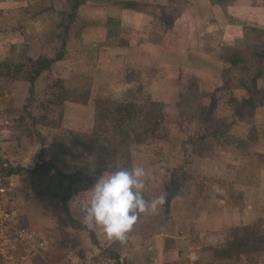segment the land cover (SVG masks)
I'll return each mask as SVG.
<instances>
[{"label":"crops","instance_id":"1","mask_svg":"<svg viewBox=\"0 0 264 264\" xmlns=\"http://www.w3.org/2000/svg\"><path fill=\"white\" fill-rule=\"evenodd\" d=\"M172 7L179 10L169 29L166 22ZM164 10L166 14L162 15ZM71 13L73 18L69 19ZM247 28L264 31V0H232L223 5L210 0H0V63L10 66L23 64L26 59H53L63 45V59L35 80L34 94L42 103L53 80L62 82L65 88L81 89L86 84L91 100L76 103L65 98L61 115L66 132L84 133L90 128L88 105L94 100L157 101L170 107L180 103L192 87L195 94L214 100L224 93L222 75L224 68H229L221 58L222 49L234 50L243 44ZM30 87L26 77L11 80L0 74V119L10 115L19 118L15 114H22ZM229 93L238 101L245 97L239 87ZM53 103L49 101L45 106L50 120H55ZM254 119L257 135L252 145L264 158V130L259 132V128L264 129V105L256 109ZM64 144L65 151L72 153L74 147L69 142ZM33 147L37 149L34 153ZM46 147L57 152L59 143H33L27 153L18 146L15 149L21 152L19 160L13 152L3 149L2 166L30 169L39 162L40 155L54 164L44 156ZM158 147L166 158L158 163L140 161L141 165L133 161L132 168H145V183L149 178H161L160 184L164 185L167 168L174 169L169 156L173 144L162 142ZM229 149L222 150V158L215 160L213 152L195 154L189 143L186 150L193 158L191 167L185 170L189 192L177 198L168 218L162 217L159 226L147 230L133 227L123 243L107 240L98 229L91 230L97 246L87 230L69 227L78 234V245L64 264H229L216 252L226 247L230 232L264 220V159L253 178L240 177L246 160L238 151ZM212 180L231 183L232 190ZM5 181L13 194L11 208L31 229V203L24 202L17 209L14 199L19 190L28 196L43 190L46 179L20 174ZM83 194V198L79 194L70 204L78 200L84 204L89 190ZM38 199L32 206L42 212L49 205L44 197ZM49 239L56 244V239ZM22 259L29 261V256Z\"/></svg>","mask_w":264,"mask_h":264},{"label":"rangeland","instance_id":"2","mask_svg":"<svg viewBox=\"0 0 264 264\" xmlns=\"http://www.w3.org/2000/svg\"><path fill=\"white\" fill-rule=\"evenodd\" d=\"M231 1L232 0H226L224 4L229 3ZM61 33L62 31L60 30V34ZM256 41L261 42L262 45L264 44L263 32L253 33L249 41L247 38L244 39V43L240 44V46L239 45L235 46L234 50L243 51L249 46L256 45ZM226 52L228 51H226L225 48L222 49L221 55H224V53ZM240 69L242 70V67ZM241 70L234 69L227 71L224 68L223 74H224V81L226 82L225 83L226 87L224 88L223 91L224 93L217 95L215 98H213L214 100H210L201 95L195 94V91L192 87L190 88V90H188V92H186L183 95L180 103L175 105H170V107H164L165 109L163 108V118H164L163 126L165 133L167 134V137L163 138L164 132L162 130H157L155 132H151V133L148 132L146 134H143V136L145 137V140L143 142L131 141L129 147L131 166L133 161L138 162L139 165H141L140 161L149 160L151 161V163H154L156 161L157 163L161 162L162 159L166 158V156L163 155L161 152H159L158 145H161L162 142L170 143V141L173 144V149L171 153L169 154L168 152V154L170 156L171 163L174 165V168H177L183 162L184 154L187 151L182 146L183 141H187V145L189 143L193 144V150L195 154L204 156L210 152H213V154L211 153L212 157L214 156L215 158L214 157L213 158L215 160H219L222 158L221 151L226 150L229 152L230 147L227 149L224 148L221 149V146L214 148L213 145L215 144L201 142V141H192L189 140V137L202 135L203 133L211 131L215 128L224 129L232 122L243 123L244 121V123L250 124L254 126L256 129L257 124L254 119V112L259 107V105H256L254 109H251L249 107L240 108V111L236 112V110L239 109L240 107V103H236L232 101L233 98L230 97V93H229L230 89L236 90L237 87L239 86L237 83H239L241 80L246 81L247 79H249L250 72L247 75H245L244 73H240ZM4 72L5 70L0 68V74L4 75L3 74ZM55 82L56 80H53L51 84L48 85L49 87H47V89L45 90L46 99L42 103L41 102L38 103L36 101L37 96L34 94V85H33L32 91L30 87L29 90L30 97L27 99L24 105L22 114L19 115L15 114L17 117L19 116V118L14 119L10 115L6 118L0 119V151L3 149H5V151L9 150L13 152L14 157H16L17 160H19L21 152L18 151L16 152L15 149L16 147L18 148L19 146V149L22 150V153H27V149H28L27 147L33 143L40 145V143L42 141L45 142V140H48V142L55 141V143L57 144L59 143V148L57 152L46 147V150L44 149L45 158L48 160H53L54 164H56V166H58L61 170H63V173H73L78 171L79 168L83 165L82 153L80 149L78 150L76 148H74L72 153L65 151L67 145L65 146L64 142H69L71 138H70V132H66L62 127L61 115L63 112L62 111L63 104L59 103L57 100L59 96V97H64V99L65 98L71 99L76 103L77 102L84 103L85 100L90 101L91 97L89 95V91L86 84L81 89L80 88L78 89L76 87L75 89L72 87L65 88L64 85L62 87V82L59 83V86H53ZM258 87L261 89L264 88V83L260 81L258 83ZM253 97H255V102L258 101V104L264 100L263 99L259 101L258 95L255 96L253 95ZM49 101L54 102L52 105L53 106L52 111L55 120L49 119L50 111L48 109H45L48 108L45 106H47L46 103ZM93 107H94L93 103L88 105V108L90 109L89 111L91 112V116L93 113ZM88 108H85L84 111H87ZM234 113H237V115L236 114L234 115ZM50 126L53 127V131L52 129L50 130L51 128ZM263 130H264L263 128L261 129L259 128V132ZM54 131H57L58 134L52 135V132ZM75 133L80 135L82 132H75ZM256 135H257V131H256ZM42 144L43 146H46L44 145L45 143ZM32 149H35L33 153L37 151L35 147H33ZM214 149H218V150H214ZM263 159L264 158L262 156H257V158H248V157L245 158L246 160V162H244V167H246L245 171H247V173L256 174V172L259 170L260 165L263 162ZM16 167H20V166H16ZM24 169H28V168H24ZM170 171L171 168H167L165 180L168 178ZM89 172H94V170L90 168ZM211 173H213V171H211ZM23 174H28V173H23ZM102 174L99 175L91 174V178L89 179L90 187L93 186L96 179L102 176ZM106 174H108V172L104 173V175ZM185 176L187 182L189 179L187 180L188 177L187 174H185ZM253 176L254 175H251V178H253ZM1 177L2 179H4L2 175ZM160 180L161 178H158V180L157 179L154 180V178H149L148 181L145 183L144 190L146 192L143 193L149 199V202H150V198L154 200L156 197H158L160 194L163 193L164 185H162L163 183L160 184ZM4 182L7 183L5 179ZM43 187H44L43 190L39 192L37 191L30 196L26 194L21 195V190H19V192H17L14 201H15V208L17 209L18 207L20 208L22 205H24V202L31 203L30 207L33 209L31 216L33 219V221H31L32 222L31 229L40 238H43L44 240L47 241L48 248L44 252L40 251L33 255H27V252L20 251L16 256L17 263L15 264H29V262L30 264H36V263L64 264L65 262L64 260L66 259L68 254L73 252L76 249V246L78 245L77 244L78 234L76 233L74 234L72 230H68V228L70 227L69 226L70 223L65 218L61 209V202L59 197L65 193V189L51 185L48 181L46 182V184H44ZM45 191L47 193H44ZM48 193H53L58 197H50ZM83 193L80 194V198H83L84 196ZM40 197L42 198L44 197L49 205L46 209H43L42 212H38L32 206L34 203L39 201L38 198ZM82 206H83V202L81 200H78L73 204L69 203V208L72 211L71 215L73 219H75L77 222L82 221V217H83ZM162 213L163 210L160 207L159 208L157 207L155 213L141 214L137 223L133 227L135 228L141 226L140 227L141 229L147 230L149 227L152 228L153 225L159 226L161 222L164 220L163 218L165 217L164 213L163 215ZM23 223L20 221L21 225L26 226V224ZM262 234H264V220L262 221V223H260V226L258 228H251L248 229L247 231L241 229L234 233L231 231L227 238L228 240L226 247L222 249V251L227 249L228 251L227 253L230 255V260H227L229 261V264H243V263L264 264V250L258 251L256 249L259 244V236H261ZM49 238L56 239V244L54 242H51ZM231 243L235 245V248L230 250L229 248L231 246ZM27 256H29V261H24L22 258Z\"/></svg>","mask_w":264,"mask_h":264},{"label":"trees","instance_id":"3","mask_svg":"<svg viewBox=\"0 0 264 264\" xmlns=\"http://www.w3.org/2000/svg\"><path fill=\"white\" fill-rule=\"evenodd\" d=\"M173 1V0H171ZM212 4L223 5L226 0H210ZM134 5L129 4L128 7ZM75 10V8H74ZM177 8H169L170 14L168 22H166L167 28H171L178 14ZM173 13L175 15H173ZM74 14V13H73ZM73 14L69 15V19L73 18ZM166 14L165 10L162 11V15ZM264 33L263 30L258 28H247L245 39L248 41L253 33ZM226 53L221 55L222 60L228 64L229 68L234 70L242 67L240 73L247 75L250 72L249 79L246 81L241 80L237 83L245 94L240 101L233 98L232 101L240 103V108L249 107L254 109L256 105H264V89L258 87V83L264 80V44L256 41V45L249 46L243 51H232L226 49ZM64 57V48L53 59H38L32 61L26 59L23 64L7 65L6 63H0V67L5 68L3 73L6 78L14 80L20 77H26L30 82L31 91L35 80L43 72L51 70L52 64L62 60ZM253 67V69H252ZM252 73V75H251ZM224 80V74L222 75ZM224 81V85H225ZM53 86H59V82H55ZM55 95V94H53ZM258 95L259 101L255 102V97ZM263 97V98H262ZM64 97L58 96V102L63 104ZM93 113L91 116V124L89 130L82 132L80 135L75 132H70V141L74 148L80 149L82 153V166L78 171L73 173H63L54 164L48 161H44L40 155L39 162L34 165L32 169H24L22 167L8 166L2 169L1 175L4 178L10 176H17L23 173L31 174L34 177H44L46 180L54 186L64 188L65 193L60 196L61 209L65 218L70 223L69 226L75 230H87L80 222L73 219L69 208V203L79 194L89 190V179L91 174H102L105 172H112L118 168L131 169V162L129 156V147L131 141L143 142L145 137L143 134L162 130L164 132L163 138L167 137L163 126V108L164 105L157 101H137L130 100L125 103H120L110 99H99L93 101ZM237 115V113H235ZM189 140L201 141L219 145L221 147H230L240 153L245 158H257V153L253 148L256 141V129L254 126L246 123L232 122L224 129L215 128L211 131L203 133L202 135L190 136ZM183 148L186 150L187 141H183ZM193 163V158L187 153L184 154L183 162L169 172L163 186V194L166 195V202L161 206L165 218L169 217V211L177 198L187 196L189 192V184L186 182L185 170L189 169ZM93 169L94 172H89V169ZM246 167H243L239 171V176L243 175L244 178L255 175V173H247ZM213 182L220 183L226 188L232 190V184L219 180H212ZM44 193H47L46 191ZM50 197H58L53 193H48ZM236 194V192H233ZM41 195V194H40ZM144 195V193H143ZM144 198L149 199L144 195ZM237 200V199H235ZM228 201V200H227ZM229 202V201H228ZM261 222H257L248 226L239 227L234 229L233 233L238 230H245L251 228H258ZM91 242L94 245H98L96 237L92 231L87 230ZM260 235V234H259ZM235 248V245L231 243L230 250ZM228 249V250H229ZM258 251L264 250V234L259 236V244L256 248ZM227 249L224 251H217L216 255L222 260H230V255L227 253ZM35 260V259H34ZM37 264V263H36Z\"/></svg>","mask_w":264,"mask_h":264},{"label":"clouds","instance_id":"4","mask_svg":"<svg viewBox=\"0 0 264 264\" xmlns=\"http://www.w3.org/2000/svg\"><path fill=\"white\" fill-rule=\"evenodd\" d=\"M145 168H118L96 179L82 206V223L89 231L100 230L109 241L125 242L141 214L155 213L166 202L160 194L151 202L144 198Z\"/></svg>","mask_w":264,"mask_h":264},{"label":"built area","instance_id":"5","mask_svg":"<svg viewBox=\"0 0 264 264\" xmlns=\"http://www.w3.org/2000/svg\"><path fill=\"white\" fill-rule=\"evenodd\" d=\"M3 166L0 160V264L17 263L18 252L33 255L48 248V243L33 230L20 224L16 210L11 208V189L1 177Z\"/></svg>","mask_w":264,"mask_h":264}]
</instances>
